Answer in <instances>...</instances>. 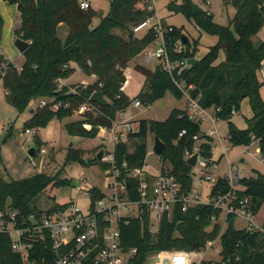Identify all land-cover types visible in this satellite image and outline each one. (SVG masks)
Instances as JSON below:
<instances>
[{
    "label": "trees",
    "instance_id": "16d2710c",
    "mask_svg": "<svg viewBox=\"0 0 264 264\" xmlns=\"http://www.w3.org/2000/svg\"><path fill=\"white\" fill-rule=\"evenodd\" d=\"M6 1L17 6L20 14V28L15 31V37L29 42L30 47L23 54L21 67L0 56V81L7 92V103L19 114H24L30 108V111L33 110L30 119L25 122L27 130L46 129L53 121H63L76 113L80 116L79 120L64 123L67 133L72 137L95 139L100 132L99 127L111 128L118 114L129 109L135 99L149 106L165 98L169 92L178 99L185 97L159 64L154 71L138 68L144 74L145 82L135 99L121 92V87L127 81L126 70L130 62L156 43L153 30L144 33L142 38L135 35L133 41L129 40L135 27L154 15L145 0H113L110 13L105 17L92 8L81 9L80 0ZM226 4L236 11L229 26L216 23L214 15L193 0H183L181 3L173 1L168 5L169 9L176 13L183 12L196 26L218 39L206 56L189 67L182 78H177L184 80L187 86H193L189 91L191 97L200 98L199 104L204 110L212 107L220 110L216 116L229 122V141L233 146L246 147L257 141L261 147L260 153L264 154V100L260 93L262 84L258 80V71L264 64V42L259 40L256 43L264 29V0H228ZM97 17L101 18V23L93 29V21ZM1 22L0 17V25ZM171 28L172 31L166 33L165 37L172 61L196 60L197 43L191 49L189 40L185 44V51L176 53L175 45L184 34L176 27ZM221 51L225 54V60L217 64ZM78 70L94 77L95 82L87 87L68 85L59 90V81L70 79ZM71 88L76 92H72ZM95 92H104L109 104L102 106L94 103L100 110L99 114H79L81 106L90 102ZM244 97L250 98L254 117L249 120L247 129L239 130L231 118ZM43 100L49 103L40 108L37 105ZM56 103L70 107L54 111ZM86 122L92 125L90 131L83 127ZM200 126L183 110H174L164 122L141 120L138 131L130 134L129 141L117 145V164L120 168L125 163L129 169L144 168L149 138L151 136L154 143L155 138L159 137L166 145L161 156L163 165H170L182 189L190 192L194 179L185 155L194 150V136L204 140L200 145L202 155L213 158V141L202 132ZM184 130L187 134L180 137ZM7 140L6 137L3 142ZM35 140L38 149L43 143L39 135ZM73 162L84 167L97 165L102 170L109 168L98 157L92 161L85 160L82 150L71 147L65 165ZM63 171L56 176L39 173L18 181H6L0 176V200L25 214L53 213L64 209L68 204L55 205L48 210L38 206V198L49 187L61 189L76 186L75 181L60 177ZM129 182L131 199L137 200V195L132 193L134 182L132 179ZM230 193L235 203L249 198L256 215L264 206V175L257 172L256 177L239 178L234 189L228 178H219L211 190L210 199ZM99 198L101 194L95 189L92 200L95 202ZM219 213L210 205L194 207L187 212L177 210L171 220L166 218L162 221L160 231L155 236L149 232L147 219L145 223L137 219H132L128 224L123 221L120 226L122 244L126 249H138L135 264H145L150 254L161 250H198L221 233L220 224L210 228L211 217L219 216ZM235 220L234 216L228 218V226L222 236L224 263L264 264V234L237 230ZM0 264H56V258L50 242H39L26 262L12 250L10 237L0 234Z\"/></svg>",
    "mask_w": 264,
    "mask_h": 264
},
{
    "label": "built area",
    "instance_id": "2783aa9c",
    "mask_svg": "<svg viewBox=\"0 0 264 264\" xmlns=\"http://www.w3.org/2000/svg\"><path fill=\"white\" fill-rule=\"evenodd\" d=\"M158 1H144L154 15L135 27L133 32L135 35L142 32L148 33L151 30L155 32L157 46L143 52L146 63L152 62L153 59L158 61L163 70L173 78L177 87L189 98V118L201 123L199 115L204 109L199 104L200 98L193 99L189 92L193 86H187L184 80L178 79L182 78L191 65L186 60L172 61L165 37L166 33L172 31V26H168L166 21L160 19L157 13ZM80 7L88 10L91 4L88 0H80ZM185 49L182 38L176 43L175 51L181 54ZM127 84L128 81L123 84L121 92L125 93ZM65 86H68L66 80H60L59 90ZM71 89L75 93V90ZM48 103V100H43L39 103V107H46ZM132 104L135 108L142 106L140 99H135ZM61 107L69 108L70 106L56 103L53 110L58 111ZM219 111L215 109V114ZM86 113L99 114L100 110L90 101L82 105L79 110L81 115ZM236 113L235 110L233 114ZM124 117L125 111L120 112L111 128L99 127L98 136L102 134L107 136L111 145V150H101L104 152L102 162L109 165V168L102 170L106 176L102 188L89 185L85 178L76 182L75 189L85 201L84 205L72 201L67 203L68 206L64 209H58L53 213L45 211L43 214H25L13 210L9 203L4 204L0 200V234L10 237L12 250L20 254L24 261L28 262L37 243L50 242L56 264H135L138 249H126L122 244L120 226L123 221L128 224L132 219H137L145 223L147 219L149 232L155 236L160 231L162 221L166 218L171 220L177 210L187 212L191 208L203 205L213 206L220 212L219 216L211 217L210 228L216 224L222 226V220L227 223L228 218L234 216L236 220L245 222L243 229L264 234L263 226L254 223L255 214L249 198L235 203V198L230 193L205 203L201 194H195L194 189L190 192L182 189L172 174L170 165H161L158 174H152L146 166L129 169L128 164L125 163L120 168L115 158L116 147L120 143H127L130 134L135 133L131 123ZM83 127L88 131L92 129V125L87 122L83 124ZM35 133V129L26 130L28 135H35ZM186 134L184 130L180 133V137ZM213 136H215L213 131L207 134V137ZM193 139L196 144L193 152L186 153V160L199 153L196 167L199 165L201 171L216 168L217 165L213 159L202 155L201 139L198 136H194ZM231 176L229 183L234 189L239 176L235 171ZM204 178L210 177L204 176ZM131 179L134 182L132 193L137 195V200L131 199V183L129 182ZM95 189L99 190L101 198L94 202L92 193ZM224 233L221 231L216 239L209 241L204 248L198 250L154 252L147 257L145 264H225L221 244Z\"/></svg>",
    "mask_w": 264,
    "mask_h": 264
},
{
    "label": "rangeland",
    "instance_id": "374dc122",
    "mask_svg": "<svg viewBox=\"0 0 264 264\" xmlns=\"http://www.w3.org/2000/svg\"><path fill=\"white\" fill-rule=\"evenodd\" d=\"M91 8L97 12H101L105 17L110 13L111 3L113 0H88ZM176 1L181 3L183 0H159L157 3V13L161 20L166 21L168 26L176 27L183 31L190 42V48L193 49L197 43L196 60H201L206 56L211 47L218 43L216 36L211 35L200 29L196 24L190 21L183 12L178 13L168 8V5ZM202 9L209 11L215 17L216 23L222 26H229L230 21L234 18L235 9L227 5L228 0H193ZM209 1V4L207 2ZM0 15L2 23L0 32L2 39L0 40V56L13 62L18 67L24 63L23 55L20 54L15 47V30L20 28V15L15 5H11L6 0H0ZM101 23V18L97 17L93 21L92 28H97ZM144 32L138 33L137 37H143ZM258 44V41H256ZM155 43L154 46L156 47ZM225 60V54L220 52L217 64ZM158 61L153 59L152 62L146 63L145 56L142 54L133 59L126 75L128 77V86L125 91L131 99H135L141 92L145 76L138 71L139 67H143L154 71L158 66ZM78 86H89L95 82V78L88 76L78 70L66 82ZM258 80L262 84L260 89L261 96L264 100V67L258 71ZM76 92V91H75ZM108 101V100H107ZM187 97L182 99L176 98L171 92L167 93L165 98L152 103L149 106L143 105L135 108L132 104L125 114L124 118L133 121L134 130L138 131L141 120L150 121H166L174 110L189 111ZM39 106V104L37 105ZM31 109V108H30ZM30 109L24 114H19L12 106L7 103L5 89L0 81V176L6 181H18L29 178L39 173L48 176H56L64 169L60 177L71 181L79 182L82 178L88 180L89 185H96L102 188L106 176L102 169L97 165L84 167L80 163H70L65 165L66 156L71 146L84 152V158L92 161L97 157L103 149L111 150L107 136L104 134L97 136L95 139L72 137L64 128V123H70L80 119L76 113L72 116L65 117L63 121H53L46 129L36 130L35 135L26 134L25 122L30 118ZM213 107L202 112L200 127L205 133L213 131L215 140L213 142V160L219 162L216 168L201 171L200 166L192 168L194 175V192L201 194L205 203L211 201V190L219 178L230 179L233 171H238L239 178L256 177L257 172L264 175V154H261V147L257 141L249 146H233L229 141V122L217 118L213 112ZM190 112V111H189ZM211 113V114H210ZM215 117V123L212 122L210 116ZM254 117L251 101L249 97H244L239 102V109L233 114L231 121L239 130L248 128V122ZM120 120V119H119ZM36 135L40 136L43 145L36 150L35 158H31L29 150L36 146ZM6 142H3L5 138ZM219 137L223 138V145L230 150L226 155ZM105 142V143H104ZM154 143L150 136L149 151L146 156L145 166L152 174H158L161 170V157L153 153ZM259 150V151H258ZM232 161L235 168L229 166L228 161ZM171 167V166H170ZM199 167V168H198ZM210 177L200 180V176ZM78 202L84 205L85 201L81 198V194L75 187H64L61 189L49 187L44 195L38 198V206L42 210H48L55 205H63L69 202ZM254 223L258 226L264 225V206L258 211L254 217ZM228 224L222 220V232H225ZM237 230L245 227L243 220L235 221ZM222 261V260H221ZM220 261V263H221Z\"/></svg>",
    "mask_w": 264,
    "mask_h": 264
},
{
    "label": "water",
    "instance_id": "95a60500",
    "mask_svg": "<svg viewBox=\"0 0 264 264\" xmlns=\"http://www.w3.org/2000/svg\"><path fill=\"white\" fill-rule=\"evenodd\" d=\"M134 37H135V33L131 32L130 35H129L130 42L133 41ZM183 42H184V44H187V42H188V39H187L186 35H183ZM15 47L23 55L28 50V48L30 47V43L25 41V40H23L22 38H18V39L15 40ZM188 62H189V65L193 66L198 61L197 60H191V61H188ZM90 101L92 103L100 104L102 106H107L109 104L107 99H106V97H105V93L104 92H95L91 96ZM31 112L33 113V110H31ZM165 149H166L165 143L159 137H156L155 140H154V147H153L154 154H156L157 156L161 157L163 155ZM36 150H37L36 147L31 148L29 150V154L28 155L31 158H35ZM103 155H104V152L100 151L98 156H97L99 161H102ZM199 155H200L199 153L194 154L192 157H190L187 160V164L190 167H192V168L196 167Z\"/></svg>",
    "mask_w": 264,
    "mask_h": 264
},
{
    "label": "crops",
    "instance_id": "0c3cea01",
    "mask_svg": "<svg viewBox=\"0 0 264 264\" xmlns=\"http://www.w3.org/2000/svg\"><path fill=\"white\" fill-rule=\"evenodd\" d=\"M17 7V6H16ZM18 10V9H17ZM19 12V11H18ZM20 15V14H19ZM0 17H1V15H0ZM1 21H2V17H1ZM20 21V20H19ZM2 23V22H1ZM16 31V30H15ZM2 39V33L0 32V40ZM14 39L16 40L17 38L16 37H14ZM262 41V42H264V29L261 31V33L259 34V39L257 40V41ZM21 54V53H20ZM143 54V53H142ZM141 54V55H142ZM22 55V54H21ZM144 55V54H143ZM8 60V59H7ZM11 62V61H10ZM13 63V62H12ZM23 65V64H22ZM262 67H264V64H263V66ZM94 78V77H93ZM126 78L128 79V77H127V75H126ZM96 80V79H95ZM2 82V81H1ZM144 82H145V80H144ZM67 85H69V86H72V83H70V81L68 80V82H67ZM73 85H75V84H73ZM127 86H128V84H127ZM127 89V88H126ZM126 94V93H125ZM5 95H7V92L5 91ZM185 97H187V96H185ZM187 100H188V102H190V100H189V98L187 97ZM188 108H189V103H188ZM189 111H190V108H189ZM189 111H187L188 113H189ZM205 111V110H204ZM203 111V112H204ZM126 112H127V110L125 111V114H126ZM213 112L215 113V110H213ZM32 112L30 111V114H31ZM211 114V113H210ZM202 115V114H201ZM200 115V116H201ZM30 119V118H29ZM29 119H27V120H29ZM127 121H129L130 123H131V125L134 127V123H133V121H131V120H128L127 118H125ZM210 119L212 120V122H214L215 123V117L214 116H210ZM138 124H139V122H138ZM139 128V127H138ZM44 130V129H43ZM43 130H41V131H43ZM135 132H137V131H135ZM203 132V131H202ZM205 135H207L208 133H205V132H203ZM211 139H212V141L214 142V140H215V136H213V137H211ZM219 141L222 143V145H223V138H221V137H219ZM204 142V140H201V144ZM206 142V141H205ZM213 142H212V146H213ZM255 143H258V142H255ZM223 149H224V154L223 155H226L228 152H229V148L228 147H226V146H224L223 145ZM259 151V150H258ZM154 153V152H153ZM213 159V158H212ZM214 161V160H213ZM216 162V165L219 163V162H217V161H215ZM228 164H229V166H231V167H233V168H235V166L233 165V163H232V161H228ZM161 165H163V163H161ZM236 169V168H235ZM150 172V171H149ZM203 172V171H202ZM235 172H237V175H238V171H235ZM239 176V175H238ZM192 177H193V179H194V175L192 174ZM200 180H203L204 179V176L203 175H201L200 176ZM195 180V179H194ZM194 183H195V181H194ZM194 183H193V189H194ZM237 220H240V219H237ZM237 220H235V221H237ZM237 229V228H236Z\"/></svg>",
    "mask_w": 264,
    "mask_h": 264
}]
</instances>
